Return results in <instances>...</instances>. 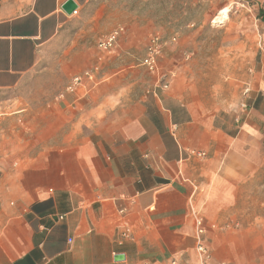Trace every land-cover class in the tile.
<instances>
[{"label":"crops","instance_id":"crops-1","mask_svg":"<svg viewBox=\"0 0 264 264\" xmlns=\"http://www.w3.org/2000/svg\"><path fill=\"white\" fill-rule=\"evenodd\" d=\"M64 1L0 0V264H264V0L218 2L219 39ZM203 39L236 89L191 76Z\"/></svg>","mask_w":264,"mask_h":264},{"label":"rangeland","instance_id":"rangeland-1","mask_svg":"<svg viewBox=\"0 0 264 264\" xmlns=\"http://www.w3.org/2000/svg\"><path fill=\"white\" fill-rule=\"evenodd\" d=\"M98 1L106 2L112 9L116 7L118 10L127 12L129 14L128 16H134L142 20L150 19L163 25L166 28V32H177L183 36H189V34H193L195 30H198L199 34L206 35L210 32L208 29H213L218 39L223 33L231 34L227 25L216 27L214 26L216 20L213 21L220 9L217 3L226 4L227 0H97V2ZM225 16L226 12L224 11V17ZM229 16L233 17L236 16V14L230 12ZM123 18V15L118 17V19H122V21ZM190 23L194 25L188 26ZM230 43L233 45L234 42L230 41ZM198 44V54L192 55L190 59L184 61L191 76L195 79V82L197 84L198 82L199 84H206L208 81L215 82L213 84L217 85L218 80L224 79L225 81L233 83V85H231L232 87L237 85L236 77L241 74L237 72V66H233L230 63L229 71H226V69L221 71V61L223 58L206 56L205 52L209 48V42H205L204 39ZM185 51H191V49L187 48ZM231 60L235 63L237 57L231 56ZM231 69H235L236 71H231ZM246 75L247 74H245V76ZM210 89L211 91L214 90V88ZM202 91L207 92L206 89Z\"/></svg>","mask_w":264,"mask_h":264},{"label":"built area","instance_id":"built-area-1","mask_svg":"<svg viewBox=\"0 0 264 264\" xmlns=\"http://www.w3.org/2000/svg\"><path fill=\"white\" fill-rule=\"evenodd\" d=\"M77 10H74L72 13H76ZM124 27L119 26L112 30L106 37H104L102 40H100L97 43L98 48L101 50H112L115 47V44L117 43V40L119 39L120 35L123 33ZM174 40V39H173ZM167 44V40H164L160 37V35L154 34L149 37L147 45H146V52L145 56L142 58V65L147 68V70L151 73H158V75H162L161 77H164V74L160 73V65L158 63V58L162 53V50L164 46ZM80 81L79 77H74L73 82L70 85V88L74 86L76 83ZM163 86L167 87L168 82H163ZM195 224L197 226V237L200 239V236L204 232V228L202 226L201 219L196 217L195 218ZM198 251L200 256V261L198 264H206V259L209 258V254L204 249V247L201 245V243H198ZM164 264H181L180 261L177 258H172L165 262Z\"/></svg>","mask_w":264,"mask_h":264},{"label":"water","instance_id":"water-1","mask_svg":"<svg viewBox=\"0 0 264 264\" xmlns=\"http://www.w3.org/2000/svg\"><path fill=\"white\" fill-rule=\"evenodd\" d=\"M61 8L67 13L71 14L74 10L77 8V4L73 0H65ZM123 255L122 254H116L114 258L116 259H122Z\"/></svg>","mask_w":264,"mask_h":264}]
</instances>
